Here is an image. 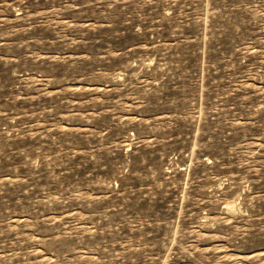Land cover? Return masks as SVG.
<instances>
[{
  "label": "rangeland",
  "instance_id": "rangeland-1",
  "mask_svg": "<svg viewBox=\"0 0 264 264\" xmlns=\"http://www.w3.org/2000/svg\"><path fill=\"white\" fill-rule=\"evenodd\" d=\"M0 264H264V0H0Z\"/></svg>",
  "mask_w": 264,
  "mask_h": 264
}]
</instances>
